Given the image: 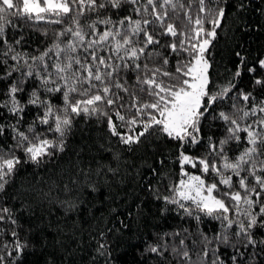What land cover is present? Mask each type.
Returning a JSON list of instances; mask_svg holds the SVG:
<instances>
[{
  "label": "snow or ice",
  "instance_id": "1",
  "mask_svg": "<svg viewBox=\"0 0 264 264\" xmlns=\"http://www.w3.org/2000/svg\"><path fill=\"white\" fill-rule=\"evenodd\" d=\"M253 14L264 18V0H0V264L46 248L7 206L24 165L58 169L23 192L33 216L50 205L71 220L85 194L134 181L162 215L196 222L145 235L142 211L101 218L87 264H116L124 233L139 234L133 264H264V51L237 38L256 30ZM42 25L60 27L30 54L25 32L48 39ZM79 118L103 125L108 159L81 156L85 145L62 168ZM65 228L72 243L56 239L43 264L84 251L79 226Z\"/></svg>",
  "mask_w": 264,
  "mask_h": 264
},
{
  "label": "trees",
  "instance_id": "2",
  "mask_svg": "<svg viewBox=\"0 0 264 264\" xmlns=\"http://www.w3.org/2000/svg\"><path fill=\"white\" fill-rule=\"evenodd\" d=\"M250 22L253 24L256 30L248 32L246 35L240 36L237 33V38L249 47L253 54L256 50L264 51V18L258 14H253L250 17ZM49 31V38L45 39L39 32H33L31 30L26 31L25 35L29 40L26 46L27 51L30 54H36V49H43L47 44L51 42V33L53 30L58 29L59 25H42ZM11 31V30H9ZM218 48L225 47V39L222 37L218 43ZM31 117H29L30 119ZM115 119V117H114ZM119 123V121H117ZM103 125H98L95 122V118L85 123L83 118H79L78 124L74 127L73 132L68 137V149L66 153L57 158V161L62 168L69 166V161L76 160V156L73 155L74 151H79L85 145L91 148V152H81V156H96L97 158L103 156L104 160L108 159V154L102 151H97L96 145L99 144L98 137L102 135L99 129ZM83 130V131H82ZM95 142V143H94ZM112 147L119 148L114 140ZM195 154L199 155L200 152ZM131 159V158H130ZM87 162V160H85ZM45 168L47 170H45ZM195 172L194 169H190ZM174 175L172 179L178 177V166L173 169ZM58 169H55L53 165H46L42 168H35L33 166L24 165L19 175L15 178V182L8 189L7 206L16 207V214L20 217V222L23 225L24 232L21 233L22 237L26 234L29 238L42 239L46 241V248L37 251L36 255H29L24 258L25 264H43V260L48 257V253L54 252V242L56 239H63L66 243H72L66 239L68 229L65 228V222L68 224L75 223L79 226L80 231L77 232V239L82 241L80 248L84 251L75 250L77 245L72 244L74 250L73 264H87L89 253L91 249L88 246L89 232L94 230L97 223H103L111 221L116 224L118 220L124 219L125 213L129 210H133V215L142 211L141 223H146V228H141L140 231L145 235L148 233H155L157 231H171L179 228H189L191 231H195L196 222L181 219L175 211L164 212L161 214V208L163 207L160 201L154 200L153 197L138 187L136 183L125 182L119 187H103L99 192H93L90 196L85 194L83 197V203L78 212L72 213L73 219L69 220L64 213V209L58 206L45 205L36 210L35 216H33V209L36 208L34 203H31L29 197H25V192L30 185L40 182L42 179L56 181ZM119 179V178H117ZM107 183V182H104ZM114 185L116 181H112ZM118 193V195H117ZM136 205H140L139 209ZM170 208L172 206H169ZM115 209V211H113ZM31 226V228H30ZM205 227V226H202ZM38 229H44L43 232L37 234ZM58 230H63L64 235L57 238L55 233ZM205 230L207 228L205 227ZM139 234L131 236L130 233L123 234V240L121 246L116 249L115 254L119 256V260L116 264H133L134 256L138 253L130 247V243L139 244ZM114 239V237H110ZM41 251L43 256L40 255ZM63 250H61L62 252ZM60 254V253H58ZM38 257L39 260H38Z\"/></svg>",
  "mask_w": 264,
  "mask_h": 264
}]
</instances>
